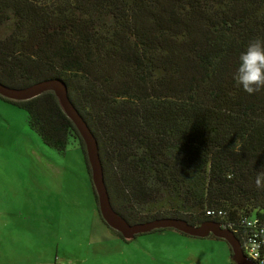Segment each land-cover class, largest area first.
Returning a JSON list of instances; mask_svg holds the SVG:
<instances>
[{"label": "trees", "instance_id": "trees-1", "mask_svg": "<svg viewBox=\"0 0 264 264\" xmlns=\"http://www.w3.org/2000/svg\"><path fill=\"white\" fill-rule=\"evenodd\" d=\"M255 37L264 38V0H0V83H66L97 140L111 206L129 224L180 218L234 230L264 220L254 184L264 91L249 95L232 80ZM1 99L26 112L46 147L62 154L77 141L88 166L54 93ZM156 194L165 209L138 215L133 205Z\"/></svg>", "mask_w": 264, "mask_h": 264}, {"label": "rangeland", "instance_id": "rangeland-1", "mask_svg": "<svg viewBox=\"0 0 264 264\" xmlns=\"http://www.w3.org/2000/svg\"><path fill=\"white\" fill-rule=\"evenodd\" d=\"M84 154L46 147L22 109L0 98V264H234L228 245L173 229L120 239L101 221ZM134 204L163 211L160 194Z\"/></svg>", "mask_w": 264, "mask_h": 264}, {"label": "water", "instance_id": "water-1", "mask_svg": "<svg viewBox=\"0 0 264 264\" xmlns=\"http://www.w3.org/2000/svg\"><path fill=\"white\" fill-rule=\"evenodd\" d=\"M46 92L54 93L63 112L73 123L83 142L91 183L97 198L98 211L102 221L108 228L119 233L125 241H129L137 235L167 229H173L193 238L213 237L224 241L228 245L234 264H253L244 256L241 244L235 235L231 231L221 228L217 222L209 220L198 226H193L180 218H158L144 223L129 224L118 215L110 203L97 140L83 117L71 103L66 83L62 79L54 78L40 81L22 89L7 87L0 83V97L14 102L28 101Z\"/></svg>", "mask_w": 264, "mask_h": 264}, {"label": "clouds", "instance_id": "clouds-1", "mask_svg": "<svg viewBox=\"0 0 264 264\" xmlns=\"http://www.w3.org/2000/svg\"><path fill=\"white\" fill-rule=\"evenodd\" d=\"M232 80L249 95L264 91V38L251 39L239 52ZM254 184L257 189H264V170H255Z\"/></svg>", "mask_w": 264, "mask_h": 264}, {"label": "built area", "instance_id": "built-area-1", "mask_svg": "<svg viewBox=\"0 0 264 264\" xmlns=\"http://www.w3.org/2000/svg\"><path fill=\"white\" fill-rule=\"evenodd\" d=\"M206 216L216 219V216L221 217V212L206 211ZM226 223V222H225ZM243 226L231 229V226L220 224L221 228L231 231L236 234L241 244L244 256L253 264H264V220L257 216H249L241 221ZM241 229H246L242 232Z\"/></svg>", "mask_w": 264, "mask_h": 264}]
</instances>
